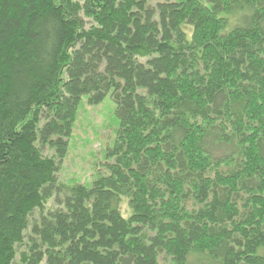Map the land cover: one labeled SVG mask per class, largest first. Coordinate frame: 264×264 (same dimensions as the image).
Returning a JSON list of instances; mask_svg holds the SVG:
<instances>
[{"label": "trees", "instance_id": "1", "mask_svg": "<svg viewBox=\"0 0 264 264\" xmlns=\"http://www.w3.org/2000/svg\"><path fill=\"white\" fill-rule=\"evenodd\" d=\"M109 95L111 161L62 183ZM43 262L264 264V0H0V264Z\"/></svg>", "mask_w": 264, "mask_h": 264}, {"label": "rangeland", "instance_id": "2", "mask_svg": "<svg viewBox=\"0 0 264 264\" xmlns=\"http://www.w3.org/2000/svg\"><path fill=\"white\" fill-rule=\"evenodd\" d=\"M202 1L207 3V0ZM116 110L117 104L111 95L95 105L88 102L87 96L83 98L70 138L68 155L59 173L62 183H90L96 171L106 169V163L111 161L108 151L114 146L119 130ZM47 153L51 154L52 151L47 150ZM54 205L50 201L48 208ZM121 206L123 214L128 217L132 213L131 208H128L126 201H122ZM35 215H39V211Z\"/></svg>", "mask_w": 264, "mask_h": 264}]
</instances>
